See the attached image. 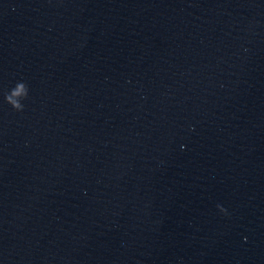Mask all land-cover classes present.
<instances>
[{"label":"water","instance_id":"water-1","mask_svg":"<svg viewBox=\"0 0 264 264\" xmlns=\"http://www.w3.org/2000/svg\"><path fill=\"white\" fill-rule=\"evenodd\" d=\"M0 264H264V0H0Z\"/></svg>","mask_w":264,"mask_h":264},{"label":"clouds","instance_id":"clouds-1","mask_svg":"<svg viewBox=\"0 0 264 264\" xmlns=\"http://www.w3.org/2000/svg\"><path fill=\"white\" fill-rule=\"evenodd\" d=\"M28 96V86L25 82L20 81L15 84L9 91L4 93V100L12 106L16 111H21L24 105L21 103L22 99ZM217 208L220 212L225 213L227 210L223 206L217 204Z\"/></svg>","mask_w":264,"mask_h":264}]
</instances>
